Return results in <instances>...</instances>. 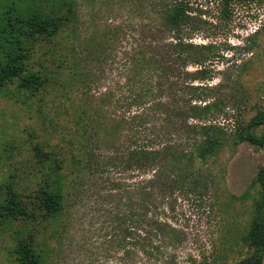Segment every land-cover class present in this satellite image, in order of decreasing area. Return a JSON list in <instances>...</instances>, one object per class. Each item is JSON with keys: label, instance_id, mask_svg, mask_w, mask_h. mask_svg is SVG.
I'll return each instance as SVG.
<instances>
[{"label": "rangeland", "instance_id": "obj_1", "mask_svg": "<svg viewBox=\"0 0 264 264\" xmlns=\"http://www.w3.org/2000/svg\"><path fill=\"white\" fill-rule=\"evenodd\" d=\"M12 1L0 0V10ZM15 1L25 12H47L58 3ZM73 1V35L68 36L70 23L51 43L35 45L31 54L33 69L51 70L45 90H18L13 82L0 88V195L6 186L23 195L35 187L39 166L33 146L40 143L59 158H66L68 164L63 215L53 232L48 230L51 236L44 233L49 235V264H121L104 242L108 220L120 202L114 184H133L138 175L113 165L96 168L83 163L72 167L71 162L80 155L77 142L84 144L87 135L94 132L105 140L113 131L110 119L118 120L123 114L121 104L128 97L126 69L130 55L138 49V0ZM189 1L200 28L188 41L197 51L212 56L202 65L187 64L189 72L202 68L205 74L201 82L191 83L196 89L185 88V94H198L200 100L194 102L208 108L202 116L184 117L178 115L176 104L165 116L168 124L156 117L154 124L161 127L148 126L147 133L164 140L159 135L175 129L181 117L189 124L221 128L219 152L194 163L206 181L208 194L198 202L193 197L179 202L177 212L181 215L176 227L183 235L179 243L170 244V250L175 254L172 264H235L248 254L243 237L256 201H262L255 177L264 163V148L239 142L234 132L257 112H264V0L235 5L227 21L219 18L215 0ZM141 2L147 4L148 0ZM48 48L54 57L47 54ZM80 113L84 118L81 124ZM251 129L260 134L264 125ZM201 137L197 130V134L185 137L188 141L182 147L191 150L193 140ZM166 138L169 142L179 140ZM100 146L104 148V144ZM19 228V220L0 217V264H14L9 250ZM138 264L159 263L138 255Z\"/></svg>", "mask_w": 264, "mask_h": 264}, {"label": "trees", "instance_id": "obj_2", "mask_svg": "<svg viewBox=\"0 0 264 264\" xmlns=\"http://www.w3.org/2000/svg\"><path fill=\"white\" fill-rule=\"evenodd\" d=\"M57 1V6L47 12L21 11L15 0L0 10V88L13 82L18 90H45L51 70L47 67L35 70L29 64L35 45L51 43L70 23L68 36L76 29L74 1ZM141 1L138 0V49L130 55L126 69L128 97L121 104L123 114L118 120L110 119L113 131L105 140L94 132L87 135L84 144L77 142L80 155L72 159L71 165L84 163L96 168L113 165L136 173L138 179L133 184H114L119 189L120 202L108 220L110 226L104 242L118 255L121 264H138V255L159 264H172L175 254L170 244L179 243L183 235L176 227L181 215L177 212L179 202L189 197L198 202L208 194L206 181L194 163L197 158L206 161L219 152L223 132L218 126L189 124L184 118L202 116L203 109L208 108L194 102L200 100L198 94H185V88L196 89L191 83L201 82L205 74L202 68L189 72L187 64L202 65L212 56L197 51L188 41L200 28L190 1L148 0L147 4ZM215 1L219 18L227 21L235 5L251 0ZM164 34L169 35L164 37ZM47 54L54 55L52 48L47 49ZM175 105L178 115L184 117L171 132L159 135L164 140H156L157 134L147 133L148 126L161 127L154 124L156 117L168 124L169 118L165 116H169ZM82 116L80 113L79 124L84 122ZM258 125H264L262 111L246 126L235 130V138L264 148V130L257 134L251 129ZM197 130L202 137L193 140L192 149L187 151L182 147L188 141L185 137L197 134ZM171 136L179 140L169 142L166 137ZM33 150L39 166L35 187L23 195L6 186L0 195V215L5 213L0 217L22 223L9 250L14 264H49L47 239L52 233L48 230L53 232L64 211L67 159L59 158L40 143ZM255 181L262 201H256L243 237L248 254L235 264H264V163L258 168ZM45 232L48 237L44 236Z\"/></svg>", "mask_w": 264, "mask_h": 264}]
</instances>
